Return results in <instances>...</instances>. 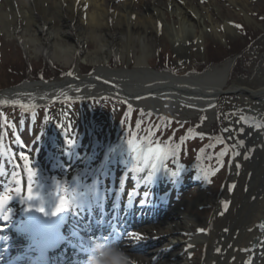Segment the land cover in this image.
<instances>
[{
  "label": "bare ground",
  "instance_id": "obj_1",
  "mask_svg": "<svg viewBox=\"0 0 264 264\" xmlns=\"http://www.w3.org/2000/svg\"><path fill=\"white\" fill-rule=\"evenodd\" d=\"M11 1H15V6H12ZM143 1L139 6L136 5L139 8L136 11L121 6L117 0H6L7 6L0 4V33L4 32L17 41L25 54H32L35 58L46 57L63 69H68L74 64L75 58L82 55L88 66L96 68L91 77L86 79L88 84L84 88L70 89L74 83L68 86L58 84L57 87L54 86L58 82L53 85L25 84L0 95V105L19 106L24 111L34 112L51 103L83 102L109 97L121 100L131 108L137 107L162 115H173L183 109L192 110L197 114L206 113L211 117L217 105L215 98L230 93L235 96L236 102L232 104L234 117L230 125L235 128L231 133L232 137H235L234 134L239 130L245 133L249 143L246 146L248 150L258 147L254 143L255 137H260L264 142V48L255 49L254 53L261 58L256 72L252 73V70L245 73L237 68L235 72L243 77L241 80L234 78L235 72L230 74V63L201 74H156L148 67L153 59L154 49L151 37L149 39L147 35L158 33L156 26L160 27V19L166 21L170 17L173 25H176V28H166L162 32L169 36L172 45L177 46L176 52L179 54H183L184 48L193 41H203V35L200 34L201 24L194 23L202 19L204 12L203 18H208L213 27L216 25L215 28L212 27L215 33L218 29L227 32L231 30L227 27L228 23L226 27H218L217 24L224 20L226 15L220 10L218 14H212L211 3L206 5L205 10L199 8L198 1L202 0ZM224 1L231 5L230 7L246 13V6H237L239 0ZM130 4L133 5L132 2L126 5ZM54 20H57L56 24H52ZM241 31L243 38H249L247 45L251 39H255L251 32H246L244 28ZM90 44L94 49L86 52V47H91ZM245 46H242V49ZM110 56L119 57L121 60L125 59V56L128 60H123L126 63H123L121 68H117L116 63V69L120 70L111 73L117 84L126 85L127 88L115 86L104 76L106 72H110L104 68L109 64ZM171 61L173 62V58ZM122 74H126L127 78L135 77L136 83H143V91L139 93L136 89L135 94L127 83L118 81L119 75ZM78 77L84 80L82 76ZM101 81L105 84H101ZM154 89H161L160 93L169 89L171 92L164 93L169 98L159 100L158 105H152L148 92ZM143 100H147L149 105ZM236 145L238 151L243 148L239 142H236ZM249 157L248 160L243 156L233 164L230 183L213 204L216 214H213V219L208 224L191 219L189 216L192 214L189 211L192 208L187 204L177 205L174 210L176 213L173 214L164 212V209L161 211L158 206L143 212V218L159 216L163 225L173 218L177 221L178 228L164 229L163 225L156 224L152 228L142 227L136 234L139 241L157 236L155 243H158L166 240L167 235L182 238L181 231H185L186 235L189 236L190 233L192 238L207 239L202 246L204 252L200 246L184 244L168 250H156L150 258L136 256L135 260L120 249L109 259L101 260L99 264H182L185 260V264H264V157L258 159L252 152ZM76 158L77 150H73V163ZM67 159L69 161L68 157ZM37 160L40 161V157ZM50 175V182L56 181L55 185L59 186L63 194L58 193L63 197H71L69 193L75 188L71 187L69 178L60 170L51 171ZM9 177L6 180V177L2 178L0 175V185H14L16 180L12 177L8 180ZM233 186H236V189L232 190ZM96 203L93 199L87 200L79 209L83 210L82 214L86 219H89V213L85 210L87 205L90 208L93 206L96 212ZM224 204H227L226 208ZM217 214H223L224 217L218 221ZM192 257H195L196 261H193Z\"/></svg>",
  "mask_w": 264,
  "mask_h": 264
},
{
  "label": "rangeland",
  "instance_id": "obj_2",
  "mask_svg": "<svg viewBox=\"0 0 264 264\" xmlns=\"http://www.w3.org/2000/svg\"><path fill=\"white\" fill-rule=\"evenodd\" d=\"M17 1L19 2L20 0ZM117 1L118 3L121 4V6L128 8L132 11H136L138 6L142 4V2L144 3L143 0H117ZM129 2H132L133 5L131 4H130L131 6L126 5ZM11 3L12 6H15V1H11ZM209 3H211L210 6L212 10L210 11H213L212 14L216 15L218 14L217 12L220 10L222 11V13L226 15L224 16V20H221V22L219 21V23L217 24L218 27H222V28L226 27L227 25L226 23H228L227 27H229L231 31L227 32L224 29H218L216 30L215 33L214 32L215 30L214 31L212 30L213 25L210 24L208 18H203L205 17L204 16L205 12L204 14L203 12H201L203 14L202 19L201 20L197 19L198 22L195 21L196 23H194V25L199 24L200 22L201 24L200 34L203 35L204 38L203 41L202 40H198V41L195 40L196 42L193 41L191 45L184 48L183 54L182 53L179 54L176 52L177 46L172 45L169 36H166L162 32V30L166 28H174V27L176 28V25H173V22L171 21L170 17H168V20L166 21H163L162 18L160 19L162 20L160 27L159 25L158 27L156 26V28L159 30L158 33L156 35L153 34L147 35L149 39L151 37L150 41L152 42V46L154 49L153 59H151V62L149 63L150 65L148 67L158 66L159 65V63L157 62L158 59L162 60L163 64H165L166 60L173 58V65L175 66L179 76H183L187 73L196 74L197 73L195 71L196 66L205 64L208 61L209 59L208 57L210 55L211 50L215 48H219L220 54H223V51L221 50L224 51L234 50L238 52L241 51L237 49L247 45L246 41H244L243 34L241 31V29L244 28L246 32L249 31L251 32V34H254L255 39L252 40L250 49L248 48L245 51V53H243V57H242L243 59L241 60L239 68L243 70V72L245 73H248L252 70H253L252 73L256 72V69L260 64L261 58H258V55L254 52L256 48L259 50L264 48V0H239L237 6H246L247 7L246 13H243L242 10L234 9L230 7L231 5L227 4V2H225L224 0H212L211 2L210 1L205 2L204 0L198 1V4L200 5L199 8L201 10H205V8H207L206 5H209ZM0 4L7 6L6 0H0ZM56 21L57 20H54L52 24H56ZM213 34H215L216 36ZM90 46L91 47H89L88 45L86 47L85 50L86 52L94 49L91 44ZM123 58H125L123 59L124 61H128L125 56ZM120 60L121 58L119 57L110 56V59L108 61V63L110 62L109 66L115 69L116 68L115 65L116 63H118L119 66L117 65V68H121L126 62L124 63L123 60L121 61ZM113 62L115 65L113 64ZM227 62H231V61H227ZM26 63H29L30 65H32V67H38L39 65L44 63L50 67L46 69L48 70V72L52 70L51 73H53L54 75H58L59 71H62L63 72L62 78L69 76L66 71L69 69L64 70L63 68L58 67L57 65L51 63L46 57L41 56L35 58L33 57L32 54H25L22 48L18 45L17 41L12 40V38H10L7 34L1 32L0 33V84L7 85V82H9L11 78L12 79L18 78L20 74H18L16 70L21 71L24 69V67L26 68ZM75 63L79 66V69H81L83 72L88 71L87 70V68H89L87 67L88 64L84 62V58L82 55H79L75 58V62L73 66H75ZM222 65L223 64L217 65L215 67H221ZM73 66L71 68H73ZM215 67H210L206 69V71L211 70ZM27 68L30 70L29 65H27ZM231 68H233L232 65ZM25 76L26 78L24 80L29 81L28 76H30V72L28 71V73ZM120 76L121 77L118 79V81L120 82L128 81V79H123L126 78L125 77L126 75H120ZM62 78L59 79L61 80ZM242 78L243 77L239 75L235 79L241 80ZM110 79L113 83H115L114 82L115 80L113 81L112 76H110ZM10 83L11 82H9V85L15 84V83L10 84ZM111 100L114 101V99ZM101 102L102 100L98 102L94 101L95 105H97L96 109L90 107L91 105L90 101L78 104L80 105L78 108H72L70 103L68 102H64V103L61 102L59 104L57 103L51 105L49 107V111L47 113L48 117H46L47 119L45 120V123H43V125H41L39 128H35L33 130L34 136L32 139H34V142L32 143L31 148L28 147L29 149L26 148L27 151H23L24 155L29 157V154L33 152L35 147L41 146L42 150L40 153V158L46 160L45 162L51 171L62 169L66 172L68 171L69 173L73 174L75 171L79 170L82 167L84 168V166L87 165L85 167L87 172H84L83 176L86 177L85 180L86 184L90 183L93 180V178H96V171L99 169L100 166H102L104 160L106 161L108 156L109 158L112 156L114 152V148L119 147V144L110 143L109 138L111 135L110 133L112 131V128H114V124L116 123V120L119 116L120 106H117L118 108L115 107V109L111 111L107 109L104 104H100ZM233 103H236L235 96L229 93L221 96L217 100L216 108L214 109L213 116L211 117H208L206 113L199 114L198 112L197 114L194 113V111L192 110L185 111L183 109H181L180 111H178L173 115H170V117L174 118L175 122H182L184 124L187 123L189 129L193 130L192 133L193 137L196 136L204 137V140H201V144L196 145V148L194 150H191L193 153H195L196 150L197 153L200 152L202 150V146L206 145L207 143H211V145H214V150L212 151L213 154L211 155V157L217 156L219 153L218 151L224 149L228 150L229 156H227V158L224 160V166L221 172L218 173V176L212 180L209 186H206V184L203 182H202L203 184H199L198 182H196V180L194 182H192V180L187 181L182 185L183 188H181L176 195L171 196L172 201L170 203H167L169 197L166 193L167 196L163 197V201L166 202L163 203V205L165 206L164 209H166V211L164 212L171 214L176 213L174 212V210H176L177 205L187 204L192 208V210L189 211L192 214L189 216L191 217V219L196 220L201 224H208L213 219V214H216V210H215L216 208L215 205L213 204L216 203V200L221 197L223 191L225 190L226 185L230 183V178H231L230 171L233 169L232 166L235 162H237V159L246 156L247 159L249 160L250 158L249 156H251V152L252 155L253 156L256 155L258 159L264 157V142L260 137L254 138V143L258 147H254V149L249 148L251 152H249V150L246 147L248 141L246 140L245 133H241L239 130H237L236 134H234L235 137H232L231 133L235 131L234 126L230 125V122L233 120L234 117V113L232 110ZM124 127H130V131L126 133V136L128 138H130L133 142H136V137L137 139L140 140L141 138L140 136L142 135L140 134L141 132L139 130L142 131V129L139 128L141 126H138L137 131H135L136 127L131 126L129 121H127ZM225 129H228V131H225ZM179 135L180 134H177L176 136H173V138L178 137ZM10 139L12 140V142H14L12 145L11 144L9 145L8 142L6 141L0 147V172L3 173L4 171H7L6 178L10 176L8 180H11V177L15 176L19 183L18 184L15 183L13 185V187H15L14 189L12 188L7 189V191L11 190L7 194H10L12 191L16 192L21 190L23 188L22 181L25 180V182H27V179H29V169L32 170L33 168V166L30 167V165H27L28 162L26 163L25 161H20L18 159L17 153L21 154V149L17 150V148L14 147L15 141L12 135L10 136ZM169 139H171V137H169ZM241 140L243 141V144L241 146L243 148H241V150L238 151L236 142H240ZM29 145H30L29 142L26 143V146ZM65 146L66 147L70 146L72 148L74 146L77 147L76 148L77 158L75 160V163L72 162V159H69V166L68 165L65 166L62 164H56L55 166L49 165L50 164L49 160H51V158L53 157L52 151L49 150L50 149H55L57 151L60 150L61 152L60 155L62 156V149H65ZM187 147L190 150V147L189 146ZM124 148L128 156L126 158L125 157L123 158L126 165L125 167H127V164L130 165L134 157L136 158V155H138L137 156L138 158H136L137 164L132 168V171L135 174L131 175L130 177L131 182H133L135 187L137 185L139 186L142 185L145 179L144 177L147 175V173H152L153 176L156 177L155 179H160L161 181H165L164 184L168 183L167 186L174 184L175 183L174 181H176L177 178L179 177V173L174 170L173 166H169L173 169H169L168 167H166V164L163 161L164 160L163 154H160V151H162V147L153 144L148 149H146L147 148L146 145L140 144L139 146L136 147L133 144H131L130 146ZM153 153H155V155H153ZM31 155L34 156V153H31ZM60 155L58 157H61ZM246 162L249 163V161ZM38 163L41 164L40 162ZM19 165L22 169L23 174L22 173L18 174L17 166ZM34 168L35 170H32L31 171L32 173L36 172V170L39 169L36 167ZM38 173L40 174L39 171ZM173 173H178V175H173ZM134 176H137L136 178H138L135 183L134 181L136 180V178L134 179ZM234 189H236V186H233L232 190ZM224 194L226 196V193ZM216 217L217 220L220 221L224 216L223 214H217ZM156 225H163V221L162 220L158 221ZM152 227H154V225L149 226V228ZM163 228L164 229L178 228V223L176 220L171 218L168 221H166L165 225H163ZM181 233L183 234L182 238H179L174 235H170V236L167 235L165 236L166 240L160 241L158 243H155L156 239H158L157 236L154 237L155 239L153 237L147 238V240H144V243L149 242L151 244L144 246L142 252L129 250V252L126 253L131 255V259H135V260H136V256L137 257L144 256L146 258L148 257L150 258V256H152V254L155 253L156 250L159 251L168 250V248L177 247L179 245H184V244L200 246L201 251L204 252L202 246L206 243L207 239L192 238L190 236V233L188 236L186 235L187 232L185 231H181ZM186 251L188 252V250ZM192 259L193 261H196L195 257H192ZM186 262L187 260L183 261L182 264H185Z\"/></svg>",
  "mask_w": 264,
  "mask_h": 264
},
{
  "label": "trees",
  "instance_id": "obj_3",
  "mask_svg": "<svg viewBox=\"0 0 264 264\" xmlns=\"http://www.w3.org/2000/svg\"><path fill=\"white\" fill-rule=\"evenodd\" d=\"M248 40H249V38L244 37V41L247 42ZM252 40L253 39H251V41ZM237 50H242V47L238 48ZM219 51H220L219 48H215V49L211 50L210 55L208 57L209 59L207 61V64H209V65L210 64H217V63H220V62L224 61L225 59H227L229 57H232V56L238 54V51H234V50L233 51H230V50H228V51L221 50V51H223V54H220ZM164 61H165V59H164ZM157 62L159 63V65L153 67L154 69H156V70H169V71L170 70H173L171 59L170 60H166L165 64H163V61L162 60H159V59L157 60ZM37 69L38 70H36L35 73H34V76H35L34 78H41L42 76H44V74H48L49 73L48 70H46V67H44V66H42L40 68H37ZM200 69L203 70L204 67L203 68H200ZM87 70H89V69H87ZM16 72H18V74H20V72H22V71L16 70ZM23 77H24V75L21 76V77H19L18 79L22 80ZM128 111L123 113V117H122L123 119H126V117L128 116L127 115ZM129 112H131V111H129ZM136 116H141V114H139L138 112H136ZM147 118H148V116L146 117V119ZM154 119H155V121L159 120V118H154ZM183 127H185V125H183V124H174V125L172 124V128L170 129V132H167L168 127H166V131H165V128L162 129V130L160 129V131H158L159 132L158 137H156V139H152V141H164V142L169 141L170 142L172 139H174V140L178 141V143H180V144L181 143H185L186 142V139L185 138H187V140H189V139H191L193 137L192 136L193 134L185 135L184 132H180L183 129H186V128H183ZM169 133H171V134H169ZM168 134H169V137H171V139H167L166 138L168 136ZM177 134H180V135L178 137H174L173 138V136H176ZM164 138H166L167 141L162 140ZM195 138L197 140H199V141L203 140V138H201L200 136H196ZM211 149L212 148H211L210 144L207 143L206 145L202 146V150L200 151V155L202 157L204 155V157L206 159H209L210 156H211V151H209V150H211Z\"/></svg>",
  "mask_w": 264,
  "mask_h": 264
},
{
  "label": "snow or ice",
  "instance_id": "obj_4",
  "mask_svg": "<svg viewBox=\"0 0 264 264\" xmlns=\"http://www.w3.org/2000/svg\"><path fill=\"white\" fill-rule=\"evenodd\" d=\"M70 75V74H69ZM225 131H228V129H225ZM241 145L243 144V141L241 140L239 142ZM153 155H155V153H153ZM221 156L224 155V152L220 153ZM22 160H24L27 163V157L26 156H22L21 157ZM34 175V173L31 172V169H29V179L32 178V176ZM173 175H178V173H173ZM55 196L57 197V199H59V203H55V207L54 210L52 211V215H56L57 213H60L62 211H65L68 207H69V201L66 197L62 198L60 196L59 193H56ZM9 199L8 196H2L0 197V209H3L5 202ZM27 200L29 202H33V201H43V196L40 193H35L33 194V190L31 189V187L29 188V195L27 197ZM224 207H227V204H224ZM37 211L39 212H44V208L43 207H38ZM3 219L7 220L8 219V215H3ZM137 239H139V237H137Z\"/></svg>",
  "mask_w": 264,
  "mask_h": 264
},
{
  "label": "water",
  "instance_id": "obj_5",
  "mask_svg": "<svg viewBox=\"0 0 264 264\" xmlns=\"http://www.w3.org/2000/svg\"><path fill=\"white\" fill-rule=\"evenodd\" d=\"M124 75V74H123ZM126 78H123V79H128V81L127 82H125V83H127V85L129 86V89H132L133 91H134V93L136 94V89H137V91L139 92V91H143V83H141V84H139V83H136L135 81H134V78L135 77H129V78H127V76H125ZM90 78V77H89ZM86 79H88V78H85L84 80H82V79H77V78H74V79H69V80H65V81H63V82H60V83H57V85H55L54 87H57L58 86V84L60 85V84H62V85H65V86H68V84H73L74 83V85L73 86H70V89H74V88H76V89H80V88H84V86H87V81H86ZM140 81V80H139ZM69 82H71V83H69ZM40 83H44V82H40ZM101 83V82H100ZM54 83H51V84H48V85H53ZM125 87V88H127V86L126 85H121L120 84V87L121 88H123V87ZM80 87V88H79ZM10 90H13V89H10ZM10 90H6V91H10ZM74 92H76L75 90H73ZM160 91H161V89H154V90H151V91H149L148 92V96H149V98H150V100H153V101H158V100H164L165 99V95H164V93H168V92H170L169 91V89H167V90H165L164 92H162V93H160ZM140 93V92H139ZM160 93V94H159Z\"/></svg>",
  "mask_w": 264,
  "mask_h": 264
},
{
  "label": "clouds",
  "instance_id": "obj_6",
  "mask_svg": "<svg viewBox=\"0 0 264 264\" xmlns=\"http://www.w3.org/2000/svg\"><path fill=\"white\" fill-rule=\"evenodd\" d=\"M77 187H79V186H77ZM92 190H94V186L92 187V189H88V191H92ZM69 195L72 197V203L75 202L76 199L78 198V192H77L76 189L73 190V191H71V192L69 193Z\"/></svg>",
  "mask_w": 264,
  "mask_h": 264
}]
</instances>
